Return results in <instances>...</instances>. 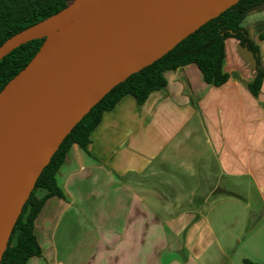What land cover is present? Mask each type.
<instances>
[{"label":"crops","instance_id":"crops-1","mask_svg":"<svg viewBox=\"0 0 264 264\" xmlns=\"http://www.w3.org/2000/svg\"><path fill=\"white\" fill-rule=\"evenodd\" d=\"M241 26L264 70V19ZM224 47L223 85L195 64L166 70L164 88L143 103L122 97L86 150L70 147L56 174L63 198L41 208V254L26 264H263L235 260L233 241L257 215L264 226V79L254 95L253 55L234 38Z\"/></svg>","mask_w":264,"mask_h":264},{"label":"water","instance_id":"water-1","mask_svg":"<svg viewBox=\"0 0 264 264\" xmlns=\"http://www.w3.org/2000/svg\"><path fill=\"white\" fill-rule=\"evenodd\" d=\"M240 0H73L0 45L43 43L0 91V262L36 181L115 86Z\"/></svg>","mask_w":264,"mask_h":264},{"label":"trees","instance_id":"trees-1","mask_svg":"<svg viewBox=\"0 0 264 264\" xmlns=\"http://www.w3.org/2000/svg\"><path fill=\"white\" fill-rule=\"evenodd\" d=\"M73 0H0V45L14 34L59 12ZM264 10V0H240L237 4L210 20L196 32L180 42L173 50L148 67L131 75L115 86L76 124L65 137L49 164L38 177L35 187L23 206L10 236L0 264H26L34 256H40L41 249L34 235V223L50 197L63 198L57 185L56 174L73 144L86 150L90 142V132L98 124L101 114L109 110L124 96L132 95L143 103L149 93L165 87L163 73L189 64H195L204 81L212 86H221L228 80L223 71L225 40L234 38L249 51L256 63L257 75L249 85L257 95L264 70L261 68L258 46L252 41L248 29L241 26L248 15ZM264 39V31L259 34ZM43 43L33 40L13 50L0 61V91L35 56ZM37 190L45 191L42 197ZM246 264H251L245 260Z\"/></svg>","mask_w":264,"mask_h":264},{"label":"rangeland","instance_id":"rangeland-1","mask_svg":"<svg viewBox=\"0 0 264 264\" xmlns=\"http://www.w3.org/2000/svg\"><path fill=\"white\" fill-rule=\"evenodd\" d=\"M259 19H264L262 11L255 12L254 15L247 17L243 21V25L250 21ZM257 216L255 218H251V220L245 224L243 232L233 241L234 248H238L239 252L237 253H242L234 258L235 260L238 259L240 263H242L241 259H245L242 255H249V257H254L255 259L263 261L264 264V246L261 240V234L264 232V226L262 227L261 225H256L255 221L258 219Z\"/></svg>","mask_w":264,"mask_h":264}]
</instances>
